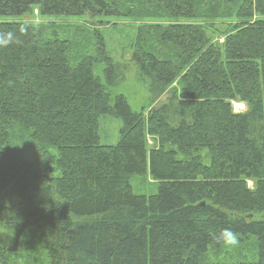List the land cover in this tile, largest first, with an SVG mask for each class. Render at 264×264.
<instances>
[{
    "label": "trees",
    "instance_id": "obj_1",
    "mask_svg": "<svg viewBox=\"0 0 264 264\" xmlns=\"http://www.w3.org/2000/svg\"><path fill=\"white\" fill-rule=\"evenodd\" d=\"M34 6L194 22L139 29L131 62L148 80L146 114L112 89L127 67L99 31L0 23V264H264V218L253 217L264 215V0H0V17ZM218 20L236 23L221 45L204 26ZM105 116L122 122L115 145L101 143ZM25 142L33 160L16 151ZM148 171L157 193L135 194ZM225 228L256 242L254 262L210 259ZM26 237L39 254L21 262Z\"/></svg>",
    "mask_w": 264,
    "mask_h": 264
},
{
    "label": "rangeland",
    "instance_id": "obj_2",
    "mask_svg": "<svg viewBox=\"0 0 264 264\" xmlns=\"http://www.w3.org/2000/svg\"><path fill=\"white\" fill-rule=\"evenodd\" d=\"M264 20V17H257ZM27 23L33 24L35 27L42 28L48 27V36H58L60 38H73L75 29L85 28L91 32L99 31L101 34L106 51L115 62L125 64L127 67V74L125 81L116 88H112L114 92L124 95L129 105L134 112H144L145 114L149 109L150 94L148 92V80L141 79V75L137 67L131 62L133 47L138 38L140 28H145L152 25L167 26L171 23L191 24L194 21L188 19L165 20V19H152V18H92L90 16L82 17H66V16H43L40 13L39 6L31 8L29 13L22 16H1L0 23ZM235 21L231 20H218L215 22L214 27L210 28L209 25H204L208 34L212 37L215 43L222 44L226 36L231 35ZM104 66L97 65L95 67V74L105 81L103 72ZM178 87L176 82L168 91L167 95L161 98L155 106L162 104L168 96L173 94L174 90ZM233 110L235 113L246 112V107L240 102H233ZM154 106V107H155ZM122 127V122L119 119L105 116L100 121V138L103 145H115L119 140V133ZM148 147H154L155 143L153 138L147 137ZM17 153L27 160H33L36 156V150L32 148L29 142H25L17 147ZM158 183L155 182L149 171L144 176L135 177L132 180L133 192L137 195L150 196L157 193ZM256 219H263L264 215H254ZM31 235V234H30ZM32 237H26L22 242V249L19 257L21 262L29 255L33 257L37 244ZM211 260H218L227 263H249L256 260V242L249 241L244 244L239 241L231 246H223L219 254L214 252L210 253Z\"/></svg>",
    "mask_w": 264,
    "mask_h": 264
},
{
    "label": "clouds",
    "instance_id": "obj_3",
    "mask_svg": "<svg viewBox=\"0 0 264 264\" xmlns=\"http://www.w3.org/2000/svg\"><path fill=\"white\" fill-rule=\"evenodd\" d=\"M12 34H8V39H5L2 43L8 44L11 40ZM216 240L218 243L223 244L225 246H231L238 242V235L231 229L225 228L220 231V233L217 235Z\"/></svg>",
    "mask_w": 264,
    "mask_h": 264
}]
</instances>
